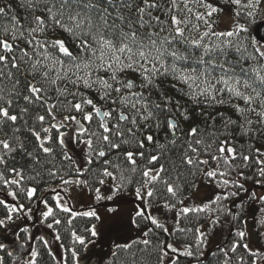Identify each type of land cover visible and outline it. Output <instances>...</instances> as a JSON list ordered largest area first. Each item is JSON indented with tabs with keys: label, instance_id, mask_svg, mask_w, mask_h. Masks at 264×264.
Here are the masks:
<instances>
[{
	"label": "snow or ice",
	"instance_id": "6c2138e0",
	"mask_svg": "<svg viewBox=\"0 0 264 264\" xmlns=\"http://www.w3.org/2000/svg\"><path fill=\"white\" fill-rule=\"evenodd\" d=\"M261 27L264 0H4L0 264H203L213 237L264 264Z\"/></svg>",
	"mask_w": 264,
	"mask_h": 264
},
{
	"label": "rangeland",
	"instance_id": "374dc122",
	"mask_svg": "<svg viewBox=\"0 0 264 264\" xmlns=\"http://www.w3.org/2000/svg\"><path fill=\"white\" fill-rule=\"evenodd\" d=\"M201 197H203V193H201ZM127 199V197L125 198ZM73 203H75V201H73ZM77 207H80L79 204H77ZM122 210L127 211L130 208V205L128 204H123L120 206ZM259 218H260V214H259V207L258 205L255 207H251L249 210V213L247 215V230L249 232V242L250 245L253 249L255 250H262L264 249V245L262 243L261 240V235L264 231L261 230V226L259 224ZM31 222H29L30 226ZM111 225V221H108L105 226L104 229L105 231H107L109 229ZM33 234H38L36 229H33ZM134 235V234H133ZM0 239H6L8 241H11L13 239V237L9 234L7 237H2L0 236ZM221 237H213L208 245V247L205 249L204 252V259H206L208 257V255L210 254V252L213 250V248L219 244V242L221 241ZM108 241L104 242L103 244H101L100 242H97L96 246L94 248H92L90 251H86L82 254L81 257V264H98V260H99V253L101 251L103 252H107L108 250ZM55 247V246H54ZM58 251H61L59 249H57Z\"/></svg>",
	"mask_w": 264,
	"mask_h": 264
},
{
	"label": "trees",
	"instance_id": "16d2710c",
	"mask_svg": "<svg viewBox=\"0 0 264 264\" xmlns=\"http://www.w3.org/2000/svg\"><path fill=\"white\" fill-rule=\"evenodd\" d=\"M3 3H4V0H0V6H3ZM261 35H264V28L261 30ZM258 207H259V205H258ZM251 208V207H250ZM250 208L248 209V212H247V215H248V213H249V210H250ZM259 214H260V212H259ZM247 215H246V219H247ZM261 215V214H260ZM260 219V218H259ZM261 240H262V243H263V245H264V232L262 233V235H261ZM221 242V241H220ZM219 242V243H220ZM218 245V244H217ZM217 245L213 248V250L217 247ZM212 262V264H215V257H213V256H211L210 254L208 255V257L206 258V259H204V261H203V264H209V262Z\"/></svg>",
	"mask_w": 264,
	"mask_h": 264
},
{
	"label": "water",
	"instance_id": "95a60500",
	"mask_svg": "<svg viewBox=\"0 0 264 264\" xmlns=\"http://www.w3.org/2000/svg\"><path fill=\"white\" fill-rule=\"evenodd\" d=\"M263 28H264V27H261V28H260V34H261V30H262Z\"/></svg>",
	"mask_w": 264,
	"mask_h": 264
}]
</instances>
